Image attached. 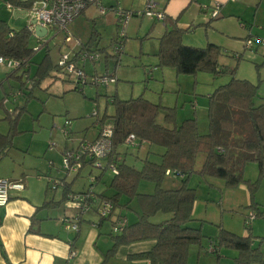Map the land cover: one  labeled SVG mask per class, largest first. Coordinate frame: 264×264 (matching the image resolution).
I'll return each instance as SVG.
<instances>
[{
    "label": "trees",
    "instance_id": "16d2710c",
    "mask_svg": "<svg viewBox=\"0 0 264 264\" xmlns=\"http://www.w3.org/2000/svg\"><path fill=\"white\" fill-rule=\"evenodd\" d=\"M26 3L23 5L28 8L31 1ZM182 34L183 31L173 25L159 38V48L155 54L158 67H171L178 75L206 72L215 77L229 74L231 79L209 95L208 131L205 134L198 132L194 118L178 123L174 109L150 103L143 97L126 101L117 98L112 100L114 113L108 117L113 127L111 151L106 164L117 160L118 173L111 174L108 185L111 193L100 194L99 200L109 201L115 209L120 199L126 198L127 202L123 207L127 208L130 203L135 202L138 213L135 223H125L120 232H113L115 235L112 237L108 257L120 246L153 241L149 251L135 255L132 259L147 260L149 264H187L189 248L193 245L202 247L203 240L207 239L202 234L201 225H190L195 222L192 211L196 198L195 189L187 185L192 174L220 179L230 189L245 185L250 195V215L253 218H264V206L254 202L259 181L264 180V101L256 96L257 86L246 80L234 79L236 67L222 68L219 64L221 50L218 46H185L182 43ZM94 38L95 34L92 32L88 42L84 46L81 45V49L91 51L87 48L93 45ZM32 41V34L27 27L14 31L0 20V56L23 62L26 65L23 73L27 71L30 59L35 53ZM97 51L103 52V49ZM235 57L237 60L240 58L238 55ZM55 67L49 54L45 53L36 65L33 77L27 79L30 93L25 97V104L31 91L39 87ZM75 85L76 88L80 87L78 83ZM24 108L17 110L19 112L14 119L6 117L10 120V129L6 135H0V158L12 146L13 134L17 132L16 121ZM162 109L164 124L157 121ZM103 122L102 119L99 120V126H102ZM129 135L136 138L135 146L125 144ZM142 146L146 147L143 157L139 150ZM200 155H203L204 159L200 169L196 170V160ZM247 163H256L258 168V180L253 183L243 177ZM86 164L83 163L82 167ZM105 169L106 167L103 170ZM167 171L170 176L173 177L177 173L175 178H181L178 189L162 187ZM143 182L153 184V191H140L139 186ZM66 189L64 185L65 194ZM157 214L168 217L162 223H152L151 218ZM248 217L246 216V219ZM246 229L249 231L248 226ZM212 241L217 249L224 248L236 252L235 264H264L259 249L261 242H264V236L254 247L251 233L242 237L219 227Z\"/></svg>",
    "mask_w": 264,
    "mask_h": 264
},
{
    "label": "crops",
    "instance_id": "0c3cea01",
    "mask_svg": "<svg viewBox=\"0 0 264 264\" xmlns=\"http://www.w3.org/2000/svg\"><path fill=\"white\" fill-rule=\"evenodd\" d=\"M30 1L32 0H9L6 5H12L13 10L6 9L8 12L13 11L14 17L16 18H24L26 17V7H24L25 5L23 4L26 2V4H28ZM150 1L155 4L156 11L163 12L165 16L164 21L157 20L161 24L158 33L160 37L167 29L175 25L185 34V46L204 48L208 44H213L218 46L221 52H235L239 57H242V54L244 55L245 53H247V55H253L254 52H258L260 48H264V39L258 38L256 34H252L248 27L250 23H247L253 22V24H256L257 21L258 23L260 22V24L256 25L257 27L264 26V0ZM147 2H149V0H99V4L106 8L105 14H100L97 6H89L77 19L68 25L67 31L68 33L70 32L71 34L78 35L82 39L88 34L89 38L87 41L85 43H80L84 46L90 39L92 32L95 34V37H97L99 31L104 32L109 30L113 32L116 30V17L112 11L113 8L121 7L122 9V7H124L138 9L146 5ZM216 4L219 6V15L212 19L211 12ZM18 10L20 11L17 12ZM0 20L4 21L8 26L7 19L3 18ZM11 21L12 20H9V22ZM27 25L28 22H26L25 27H27ZM131 25L132 32L136 31V35L139 34L142 26H147L144 20H139V23L137 20V24L134 21ZM90 27L93 28V31H89ZM155 28L156 27L153 25L151 30ZM31 34L33 42H37L33 33ZM194 37L198 38L193 40ZM258 40L262 42L258 43ZM248 42H251V46H248ZM92 46L87 49L91 51L100 50L97 43L93 47ZM74 51H78V48L75 47ZM85 63L86 62L77 63V65L85 69ZM0 68L1 70H5L2 66H0ZM154 70L155 69H152L149 72L151 73ZM95 74L97 73L94 69L92 75ZM11 78L15 77L9 73L6 78H0V82L7 81ZM0 87L2 88L3 86L0 85ZM20 89L21 88H19V91H21ZM21 97L22 100H25L24 94H22ZM5 99L3 98L0 100V108L2 109H5V106L8 104V102L5 103ZM19 108L21 107H16L11 113L14 114V111L16 112ZM24 109L26 110V108ZM5 112L8 115L11 114L10 110L5 109ZM22 113H24V111ZM4 116L5 114L0 116V135H6L10 129L7 122L5 123L8 119L4 118ZM20 117L21 114L16 121L15 129L22 133L23 131H21L20 122L18 121ZM79 127L80 126L77 125L75 129ZM78 137L79 136H74L76 140L72 139V134L69 138L65 137L66 140L71 142V145L69 146L64 142L63 148H61L58 153L52 151V148L55 147L54 144L51 148V144L48 145L47 149L49 148V151L47 153H50L49 156L41 154L42 152L37 153L33 151L31 153L29 146L26 149L20 148L15 144L13 145L16 141H12V146L6 151L5 155H2L0 158V179L20 182L23 185V189L20 191L10 190L9 202L5 207L0 208V264H149L147 260L132 259V257L149 251L154 244L153 241L120 246L111 257L107 256L108 251L112 247V237L115 235L112 231L115 223L120 220L126 222V224H133L136 222L138 213V206L136 203L132 202L127 208H124L123 206L126 204L127 200L126 198H121L119 205L112 210L107 218H100L96 211L98 202L100 201L99 195L111 193L108 189L109 183L100 185L97 176H91L87 187L81 189V191H73L70 185L72 183H68L67 181L69 177L68 174L72 176L75 174L74 178H76L84 167L92 166L87 163L84 167L75 172H65L62 166L60 168L62 172H59V169H57L56 162L60 155L62 156V152L66 148H76L81 142L94 141L98 137V130H96V133H94L93 138L90 140L85 139V137L78 139ZM139 150L140 155L143 157L146 147L142 146ZM118 158L120 159V157ZM90 172L91 171H89L88 174H90ZM92 179L93 182H91ZM64 185L67 188L66 192L68 195L80 194L91 190L94 195V200L91 202L90 210L85 213H79V210L70 205L67 200L68 195L65 194ZM171 186V188L165 189L179 188V186L173 187V184ZM141 189L142 191H148L147 186H141ZM228 191L232 193L229 194V200L226 202L229 209L243 207L245 211L241 214V218H238L236 222L238 224L234 223L227 225L225 223V226L229 229L225 230L246 237L248 231L246 232L244 222L246 216L248 217V215L251 214L248 208L250 204L248 189L245 185H239ZM65 195H67V197ZM254 202L259 206H264V201H261L259 198L257 199V197H254ZM223 204L224 201L220 203L221 208ZM221 208H217V211L221 210ZM195 212L196 206L194 202L192 218L195 222L191 224H194L195 227L201 225L202 222L214 224L211 223L212 221H210V219L209 221L198 220L199 217L195 218ZM212 212L215 213V211ZM222 214L223 213L220 214L221 220L225 222V215L222 216ZM156 217H158V215L154 216L153 219ZM167 217L168 216H165L164 219L161 217L158 218V223H162ZM253 219H255V217ZM253 219L249 222L248 229L251 230L253 245L255 247L260 243V238L264 236V234H262L264 230H262L258 222L255 220L253 221ZM64 220L76 224L77 231L66 228ZM198 221L200 222L199 225L196 224L199 223ZM217 226L220 227L222 225H216V227ZM201 228V231L204 230V226L201 225ZM217 231V229H212L207 232L213 234L212 236L203 234L207 239L203 240L202 247L193 245L189 248L187 264H235L234 260L237 257L236 252L227 249L224 250V248L217 249L215 247L212 240L217 235ZM210 243H212L215 248L213 254L206 252V248ZM259 249L262 259H264V242H261ZM70 252L74 253L72 257H69ZM222 253H224V255ZM212 255L215 258L217 256L220 257L217 263L207 258ZM216 260L218 259L216 258Z\"/></svg>",
    "mask_w": 264,
    "mask_h": 264
},
{
    "label": "rangeland",
    "instance_id": "374dc122",
    "mask_svg": "<svg viewBox=\"0 0 264 264\" xmlns=\"http://www.w3.org/2000/svg\"><path fill=\"white\" fill-rule=\"evenodd\" d=\"M8 1L9 0H0V19H7L8 27L11 30L18 31L26 26V22H29V19L27 17L16 18L14 17L13 11L8 12L5 7ZM145 6L146 5L138 9L122 7L123 10L129 11L133 15L125 30L123 53L119 59L112 56V47L115 41L118 40L119 35V28L117 25L116 30L113 32L109 30L104 32L99 31V35L95 37V42L93 44L95 45L97 43L100 50L103 49V52L97 51L100 55V60L95 64L86 62L85 69L83 70L87 76L92 75L94 69L96 70V75H113L116 83L108 87L87 84L84 86L83 91H80V87L76 88L75 81L71 76H68L55 67L60 54L74 51V41L85 43L89 38L88 34L82 39L78 35L69 32L72 42L65 44L63 42V33H56V31L50 30L44 38L37 42L32 41V47L35 53L31 57L25 73H23L24 71L22 69L8 70L3 67L5 70H1L0 68V78H6L9 73L15 77L0 82V85L3 86L2 88L0 87V100L6 98L4 101L5 103L8 102L5 109L10 110L11 113L16 107L26 108L24 113H21V117L18 120L20 122L21 131L23 132L20 133L19 130H17V132L13 134V141H16L13 145L15 144L24 149L29 146L31 153L33 151L37 153L42 152L41 154L49 156L50 153H47L49 151L47 146L54 144L55 147L52 148V151L58 153V151L63 148L64 142L69 146L71 145V142L66 140L64 134L61 132V128L65 121H68L71 125L70 129L72 131L73 140H76L74 136H79L78 139L85 137V139L90 140L93 138L94 133H96L97 129L95 128V124L99 123V120L102 119L104 121L103 125L111 124L108 117L114 113V108L111 104L114 98L120 101H126L143 97V99L150 103L160 105L163 108L174 109V115L178 123L186 119L194 118L197 122L198 132L200 134L207 133L209 95L220 85L228 83L231 79V75L223 74L215 77L211 73L206 72H198L195 75H178L171 67H158V59L155 54L159 48L160 36L158 33L161 24L153 17L137 16V14H142L144 12ZM9 20L12 21L9 22ZM137 20L138 23L139 20H144L145 24H147V26H142L138 35H136V31L132 32L131 28V24H133L134 21L137 24ZM247 23H250L248 27L252 34H256L258 38L264 39V28H262L264 26H256L260 24V22L258 23L256 21V24H253V22ZM153 25L156 28L151 30ZM89 31H93V28L90 27ZM196 38L198 37H194L193 40ZM185 41V34H182L183 45L186 43ZM39 45H41V48L36 50ZM45 53L49 54L50 61L55 68H53L51 75L40 83L39 87L31 91V95L25 104V100H22L21 95L24 94L26 97V95L30 93L27 79L33 77L36 65L43 59ZM106 56L107 61L105 62L104 58ZM235 56V52H221L219 64L222 68L232 69L236 67L233 75L234 79L246 80L257 86L256 96L261 98V101H264V48H260L258 52H254L253 55H247V53L244 55L242 54V57L238 60ZM152 69L155 70L150 73L149 71ZM19 88L22 89H20L22 92L19 91ZM5 109L0 108V116L5 114L4 118L8 117L9 119H14L16 113L19 112L14 111V114L11 113L8 115ZM163 118L164 110L162 109L157 121L160 124H164ZM6 122L8 125L10 124V120L5 121V123ZM77 125L81 128L75 129ZM68 149H70V147ZM203 159V155L198 156L195 166L196 170L200 169ZM101 164L105 168L106 160H102ZM61 166L62 156L60 155L56 162V167L59 169V172H62L60 170ZM103 169L86 166L76 178H74L75 174L73 176L68 174L69 177L67 181L68 183H72L70 185L73 191H81V189L87 187L91 176H97L100 185L105 183L108 184L111 179V174L107 169ZM89 171H91L90 174H88ZM243 177L251 183L258 180V168L256 163H247L245 165ZM172 184L173 187H180L181 178L169 177L166 175L162 187L171 188ZM187 185L195 189V218L199 217L198 220L200 221H209L210 219V221H212L211 223H214L209 224L210 222H202L201 225L204 226L202 234L212 236L213 234L207 232L212 229L218 230L219 227H216V225H222L220 226L222 229L229 230L228 227L225 226L226 224H238L236 222L238 218H241V214L245 209L243 207L229 209L226 202L229 200V194L232 193H229L228 190L231 189L226 187L222 180L192 174L188 179ZM141 186H147L149 192L154 189V185L148 182H143L139 186L140 191H142ZM148 191L143 190L142 192ZM254 197L264 201V180L259 181ZM222 201H224V204L221 208L220 203H222ZM217 208H221V210L217 211ZM212 211H215V213ZM220 211L223 213L222 216L225 215V222L221 220ZM157 215L158 217L154 219L151 218L152 223H158V218L161 217L164 219L166 216L163 214ZM254 220L257 221L261 229L264 230V218L255 217L253 221ZM196 224L199 225L200 222ZM240 224L242 226L241 221ZM191 226L195 227L194 224H191ZM242 228L245 231L243 226ZM247 231L246 229V232ZM248 233H251L250 229ZM262 234H264V232H262ZM222 254L224 255V253ZM207 258L211 261H216V263L219 261V259L216 260L213 255Z\"/></svg>",
    "mask_w": 264,
    "mask_h": 264
},
{
    "label": "built area",
    "instance_id": "2783aa9c",
    "mask_svg": "<svg viewBox=\"0 0 264 264\" xmlns=\"http://www.w3.org/2000/svg\"><path fill=\"white\" fill-rule=\"evenodd\" d=\"M89 6H97L98 12L100 14H105L106 12V8L99 4V0H32L31 5L25 10V16L29 19L27 28L31 33H33L34 27L31 25V22L35 21L37 25L45 28L47 33L50 30H54L56 33H63L65 35L63 42L68 44L72 42V38L67 31L68 25L78 18ZM6 8L13 10L12 5L10 4H7ZM19 11L20 10L17 12ZM112 11L114 12L116 24L119 28L118 40L112 47V52L114 57L119 58L123 53V38L125 36V30L133 14L118 7L113 8ZM218 15L219 6L216 4L213 7V11L211 12V18H216ZM137 16L153 17L158 21H164L165 19L163 12L156 11L155 4L150 1L147 2L144 12L142 14H137ZM35 38L37 41L40 40V38ZM257 42L260 43L262 41L258 40ZM73 45L74 47L78 48V51H76V53L71 51L70 53L60 54L56 66L62 72L68 76H71L76 84H79L80 91H83L84 86L87 84L92 86L107 87L116 83L113 75L95 74L87 76L84 70L80 68L77 63L91 62L92 64H95L100 60V55L97 52L81 49V44L79 41H74ZM248 46H251V42H248ZM40 48L41 45H39L36 50H39ZM0 66L8 70H25L26 68V65H24L23 62L1 56ZM27 83L29 82L27 81ZM70 127V123L65 121L61 128V132L66 138H69L70 136ZM95 127L97 128L99 134L96 140L92 142H81L76 148L66 149L62 152V169L65 172L78 171L82 168L83 163H88L96 169L104 168L101 164V161L107 160L110 154V140L113 127L111 124L99 126V123L95 124ZM125 144L128 146H135L136 138L133 135H129L125 140ZM52 146L53 144L50 145V148ZM105 167L110 172V174L116 175L118 173L117 160L109 163L108 165L106 164ZM166 175L170 176L171 174L169 171H167ZM177 176V173L175 176L173 175V177ZM91 182H93V179ZM22 189L23 185L20 182H12L6 179H0V208L5 207L9 202L10 190L20 191ZM67 200L70 205L79 210V213H85L90 210L91 202L94 200V195L91 190H88L80 194H70L68 195ZM112 210L113 207L109 201L101 200L98 202L96 211L100 218H107L111 214ZM252 219L253 216L250 215L245 220V225L248 226ZM64 222L66 224V228L77 231L76 224H72L67 220H64ZM125 223L126 222L121 220L118 221L115 223L112 231L114 233L120 232ZM206 252L210 254L215 252V248L212 243H210L206 248ZM73 255L74 253L70 252L69 257H72Z\"/></svg>",
    "mask_w": 264,
    "mask_h": 264
},
{
    "label": "water",
    "instance_id": "95a60500",
    "mask_svg": "<svg viewBox=\"0 0 264 264\" xmlns=\"http://www.w3.org/2000/svg\"><path fill=\"white\" fill-rule=\"evenodd\" d=\"M31 25H33V27H34L33 35L35 37L42 39V38H44L47 35L46 29L41 27V26H39V25H37L35 21H32Z\"/></svg>",
    "mask_w": 264,
    "mask_h": 264
}]
</instances>
